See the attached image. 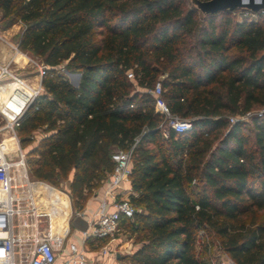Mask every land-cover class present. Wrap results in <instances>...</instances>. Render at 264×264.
<instances>
[{
	"label": "trees",
	"instance_id": "16d2710c",
	"mask_svg": "<svg viewBox=\"0 0 264 264\" xmlns=\"http://www.w3.org/2000/svg\"><path fill=\"white\" fill-rule=\"evenodd\" d=\"M0 11L45 66L15 127L21 148L41 133L26 154L34 179L68 180L79 211L111 154L131 149L134 213L119 227L136 249L123 262L212 264L213 236L235 264H264V12L202 15L190 0H0ZM158 80L185 132L159 126Z\"/></svg>",
	"mask_w": 264,
	"mask_h": 264
},
{
	"label": "built area",
	"instance_id": "2783aa9c",
	"mask_svg": "<svg viewBox=\"0 0 264 264\" xmlns=\"http://www.w3.org/2000/svg\"><path fill=\"white\" fill-rule=\"evenodd\" d=\"M246 14L248 11H244V15ZM15 50L16 53L25 55L17 48ZM43 73L44 70L39 67V74ZM126 75L133 79L131 71ZM8 82H15L19 86L26 87L25 82L14 74L9 65H0V84ZM30 89V98L23 108L18 114L5 121L2 126L5 130H11L15 137V127L27 105L39 93L41 84ZM148 91L154 97L155 105L162 114L163 121L159 126H163L164 135L169 129L181 133L191 127V121L188 118H182L170 112L162 97L159 80ZM1 110L0 106V112ZM243 118L245 117H241ZM233 120H236V117L230 118L231 122ZM130 154L131 149L115 150L111 154L114 167L107 178V183L112 210L102 209L92 221L88 222L87 229L82 231L84 241L113 237L119 228V219L122 216L126 218L133 216L134 207L129 202L128 190L124 187L126 183H129ZM26 166L25 154L21 149L16 159L0 156V209L6 225L4 237L0 239V253L6 256L5 264H54L58 252L64 248L67 249V254L63 259V264H86V256L82 247L74 242H67L65 247L64 236H58L53 232L49 221L52 212L50 209L46 211L40 209L39 200L33 183L28 177ZM42 218H46L45 227L41 226ZM102 251L106 252L105 246H102ZM212 264L235 263L224 253L213 258Z\"/></svg>",
	"mask_w": 264,
	"mask_h": 264
},
{
	"label": "crops",
	"instance_id": "0c3cea01",
	"mask_svg": "<svg viewBox=\"0 0 264 264\" xmlns=\"http://www.w3.org/2000/svg\"><path fill=\"white\" fill-rule=\"evenodd\" d=\"M14 47V46H13ZM16 47L14 50L2 42L0 45V65H9L10 69L16 74L19 78H21L26 87L19 86L15 82H8L0 84V106L2 110L0 112V147L4 143H7L8 130H5L2 126L3 123L16 114L23 108L26 102L29 100V96L31 94L30 88H35L38 84H41V75L39 74V67L35 68L33 65L30 68V64L25 62L21 54L16 53ZM17 49L20 50L17 46ZM27 73V75L23 73ZM12 85V86H11ZM15 149L11 151H7L5 154L0 149V156L4 155L7 158H12L15 154ZM33 183V188L37 194L39 200L40 209L46 211L51 210V215L49 221L51 222L53 217L57 213L56 204L58 202V198H53L52 195L48 194L47 191L49 189H53L54 187L48 186L47 182L37 180L31 181ZM124 187L128 190V195L130 194V183H126ZM40 194H43L42 197H39ZM68 197V195H67ZM69 199V207H71L70 197ZM102 209L107 211L112 210V206L110 204V196L108 193V183L107 180L103 181L101 185L95 189L92 195L87 199L84 208L82 209V215L87 223L92 221L98 212ZM46 218H42V223H45ZM41 223V226H42ZM45 227V226H43ZM120 227L118 228L115 235L111 238H108V241L102 245L105 246L106 252L103 253L102 246H98L93 242L92 246L84 241L82 237V231L75 228L74 231H70L66 227L61 231L58 229L53 232L63 237L64 236V246L66 247L67 242H74L79 247H82L86 256V264H122L123 262L120 260V251H125L126 253H131L136 249V246L133 244L127 245L125 247L122 245L123 239L119 236L121 233L119 232ZM93 240V239H92ZM126 248V249H124ZM67 254V249L64 248L62 251H59L57 254V258L54 264H63V259Z\"/></svg>",
	"mask_w": 264,
	"mask_h": 264
},
{
	"label": "rangeland",
	"instance_id": "374dc122",
	"mask_svg": "<svg viewBox=\"0 0 264 264\" xmlns=\"http://www.w3.org/2000/svg\"><path fill=\"white\" fill-rule=\"evenodd\" d=\"M1 17H2V13L0 11V21H1ZM20 29H21V24L17 23V22L14 23L13 25H11L8 28H5V29L3 28V26L0 25V45H2V42H3L6 45H8L9 47H11L13 50H14L15 47L17 48V42H16V39L14 38V36L19 33ZM1 52L2 51L0 50V53ZM21 52L25 54L22 57L25 60V62L30 64V65H28V66H30V68L33 65L35 68L40 67L41 70H44L43 68L45 66H44V64L42 62V59L40 57H37V56L32 55L31 53H28V52H25V51H21ZM56 69L68 81L71 78L74 81L77 79L76 76H72L74 73H77V72L68 69L66 67V61H63L58 66H56ZM23 74L27 75L26 72L23 73ZM42 91H43V88L41 87V89L39 90V93H41ZM257 112H259V111L254 110V111L251 112V114H254V113H257ZM243 119L246 120V118H243ZM7 133H8L7 143H4L3 145H1L0 149H2L4 154L7 151H11L12 149H15L16 152L13 155V159H16V157L18 156L19 150L21 149L24 152V154H25V161L27 160V156H26L27 151L31 148V146H33L36 143V141L41 136L40 131L34 132L33 136H32V138L34 140L33 143H30L25 148H21L20 142H19V137L17 136L16 132H15V134H16V137H17L18 141H17L15 135L13 134V132L11 130H8ZM26 165H27V163H26ZM27 171H28V177H29L30 181H37V179H34L31 176V174L29 173L28 168H27ZM47 184H48V186H50V188H52L51 187L52 185H50L49 183H47ZM95 189L91 190L90 196L95 191ZM48 191H50V192H48V194L52 195L53 198L56 197V198L59 199L57 204H56L58 206L57 213L53 217V220H52L53 230L57 231L58 229H61V231H62L64 229V227H66L70 231H74L75 228L81 230L80 225L79 226H73L72 225V220H77V216L78 215H82V210L76 211V210H74L72 208V205H71V207H69V204H68L69 199H68V197H70V194H69V189H68V180H61L59 185L54 187V190L53 189H49ZM67 195H68V197H67ZM42 196H43V194H40L39 197H42ZM70 202H71V199H70ZM45 225H46V223H42V227L45 226ZM5 227H6V225H5L4 219H3L2 215H1V209H0V239L4 237V234H5V231H6ZM119 232L121 233V235L119 237L123 239L122 245L127 247V245L132 244L131 241L127 240V235L122 231V229H120ZM210 240L212 242L211 243L212 257L213 258H217V257L221 256L222 254H224V252L221 250V248L219 246L218 239H216L215 237L211 236ZM124 249H126V248H124ZM119 254H120V259L122 261L123 256L126 255L127 253L125 251H120ZM5 261H6V256L4 254L0 253V264H5ZM122 264H126V261H124Z\"/></svg>",
	"mask_w": 264,
	"mask_h": 264
},
{
	"label": "water",
	"instance_id": "95a60500",
	"mask_svg": "<svg viewBox=\"0 0 264 264\" xmlns=\"http://www.w3.org/2000/svg\"><path fill=\"white\" fill-rule=\"evenodd\" d=\"M190 2L202 15H211L223 10H245L251 13L264 12V0H190ZM72 76H76L77 79L74 81L71 78L69 82L74 87H78L80 73H74ZM72 225H80L81 231H85L88 227L87 221L80 215L77 216V220H72Z\"/></svg>",
	"mask_w": 264,
	"mask_h": 264
},
{
	"label": "bare ground",
	"instance_id": "6f19581e",
	"mask_svg": "<svg viewBox=\"0 0 264 264\" xmlns=\"http://www.w3.org/2000/svg\"><path fill=\"white\" fill-rule=\"evenodd\" d=\"M12 86V85H11ZM50 192V191H47V193ZM56 208L58 209V206L56 205Z\"/></svg>",
	"mask_w": 264,
	"mask_h": 264
}]
</instances>
